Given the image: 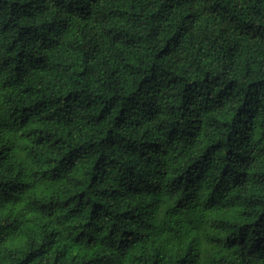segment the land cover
<instances>
[{
    "label": "clouds",
    "instance_id": "1",
    "mask_svg": "<svg viewBox=\"0 0 264 264\" xmlns=\"http://www.w3.org/2000/svg\"><path fill=\"white\" fill-rule=\"evenodd\" d=\"M4 151L0 264H264V0H0Z\"/></svg>",
    "mask_w": 264,
    "mask_h": 264
},
{
    "label": "trees",
    "instance_id": "2",
    "mask_svg": "<svg viewBox=\"0 0 264 264\" xmlns=\"http://www.w3.org/2000/svg\"><path fill=\"white\" fill-rule=\"evenodd\" d=\"M8 151H4L0 154V161H4L7 159ZM80 195H84L83 192ZM213 217L217 220H220L221 223H239L242 219L241 217H237L235 215L227 214L224 210H214ZM245 223L244 226L247 227L249 225H255L253 229L254 232H257V247L260 245V241L264 240V237H260L258 235V230L264 226V213H261L255 220L251 219V217L243 218ZM219 237H213L211 241L205 242L208 247L204 245L201 246V256L206 257L205 264H224L225 257L219 255V245H217V250L214 252L210 247L211 244H215ZM75 244V242H74ZM88 255V252L84 248H78L75 246L70 247V249L63 252V259L67 262V264H88V261L85 257ZM153 264H156V261L153 260ZM226 264H231V261H227Z\"/></svg>",
    "mask_w": 264,
    "mask_h": 264
}]
</instances>
